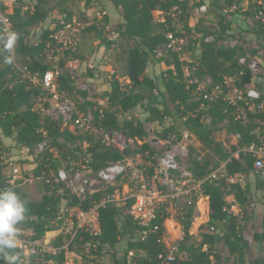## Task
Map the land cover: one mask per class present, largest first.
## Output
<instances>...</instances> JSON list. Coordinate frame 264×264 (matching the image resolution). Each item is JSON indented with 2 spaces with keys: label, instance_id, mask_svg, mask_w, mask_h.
<instances>
[{
  "label": "trees",
  "instance_id": "obj_1",
  "mask_svg": "<svg viewBox=\"0 0 264 264\" xmlns=\"http://www.w3.org/2000/svg\"><path fill=\"white\" fill-rule=\"evenodd\" d=\"M67 1L69 0H13L12 5H8L0 0V10L10 21V30L18 36L13 50H5L6 36L0 22V156L3 158V152L10 148L27 150L31 154L39 143H44L43 149L36 153V165L33 169L34 176L43 175L41 198L29 199L20 188L19 179H13L14 172L4 174L2 165H0V190L12 188L25 202L26 213L22 222L26 228L32 230L31 238L37 240H43L48 231L58 229V217L63 200L66 206L87 210L99 202L104 193H109L114 187H118L112 185L107 191H94L84 197H78L64 184L54 182L53 176L49 175L51 171L55 172L62 163L65 164L62 167L69 168L73 162L82 159L88 160L92 171H97L109 163L122 160L130 152V149L121 151L107 144L97 136L96 132L78 134L65 126L62 128L61 118H53L36 108L38 99L45 95V91L34 83L31 77L38 78L52 67L45 60V51L56 47L53 38L55 27L53 25L41 31L35 42L30 41L31 30L35 25L43 23L55 7H59L60 13L64 14L65 22L72 23V10L67 5ZM92 1L86 0L84 5L88 6ZM108 1L119 10L121 17L116 25L115 37L109 39L108 33L103 30V27L108 28L110 22V17L106 13L103 14V27L99 20L82 24L84 26L80 29L75 50H64L57 62L58 90L67 97H77L78 111H90L96 129L111 133L120 132L126 139L136 144V149H131V152L140 153L145 160L153 163L143 168L146 181L152 180L157 167L158 160L156 162L154 158L157 151L144 141L147 134L144 121L139 117L125 115L133 109H140L138 115L145 114V121L156 122L161 127L159 138L177 141L182 137L184 130L215 155L216 160L210 156L192 158L189 169L194 177L204 179L221 164L224 170L216 178L206 179L201 184L200 196L208 198L209 211L205 223L207 230L201 234L199 241H191L189 233L197 198L193 196L191 203L183 207V213L177 214L183 237L179 242L178 251L171 258H167L169 248L162 239L166 233L164 221L170 216L163 201H160L162 205L154 209V217L149 226L138 224L127 211L132 205V199L126 200L121 206L114 203L101 205L97 209V222L101 228V235L95 238L86 231H80L70 243L69 251L81 252V264H92L88 254L98 253L104 247L122 252L119 258H115V264H264L262 256L248 259V246L241 235L244 227L241 218H247L245 206L251 197V187L248 183L242 185L237 180H229L235 174L246 175L254 179L253 190L261 191L264 195V168L256 170L253 167L255 156L246 153H240L238 159L232 156L238 148L256 141L253 130L257 126H264V112L248 111V119L242 121L235 117L236 105L222 98L211 102L204 100L202 96L193 92L194 86L186 82L180 57L176 52H169L171 58L164 61L166 68L161 69L159 74L150 77L146 73L148 62L159 67L164 60L155 57L156 50L166 42L168 32L180 34L181 30L176 25L179 23L187 37L185 47L192 46L194 58L199 61L195 73L201 76L210 75L213 83L217 84L223 83L224 76L234 75L242 68L244 75L236 85L243 86L249 83L251 73L245 66L242 67L237 63L238 57L245 54V49L238 42L233 46L222 43L224 40L234 38L230 21L222 16L216 27L205 25L203 19H200L199 23H190L189 0ZM261 1L264 5V0ZM200 3L207 4L206 13L211 9L225 16L240 12L253 19L256 23L255 32L261 38L262 55L258 57L260 65L264 67V21L255 18L254 3L247 0L246 7H241L238 0H199L197 5ZM233 5H237V8H231ZM225 8H227L226 12L223 11ZM155 10L161 12L162 20H155L153 15ZM91 32L94 33V38L99 39V43L92 50L89 58L79 51V45L81 34ZM209 36L212 39L205 40ZM116 38L135 42L126 51L127 74L124 78L129 82L124 85L115 74H112L109 78L110 89L100 91L99 98L104 100V105H100L94 94L90 95L88 91L75 87L74 76L67 67V62L78 60L87 81L93 82L96 78L97 65L106 50L115 43ZM252 54L256 55L255 50H252ZM9 56L12 57V62L6 63L5 57ZM89 64L93 67L89 68ZM45 108H48V104H45ZM74 117L75 115L72 116L71 121ZM221 129L228 134L238 135L229 149L215 139V132ZM77 142L78 145L73 149L69 147ZM54 150H58V156L53 153ZM77 152L80 153L79 156ZM123 176H119L116 182ZM227 196H232L235 203H229ZM234 204L240 209V213L231 210ZM154 226L158 227L157 230H153ZM144 228L147 229V233L142 238L140 233ZM23 231L24 229L18 227V232ZM58 238L61 239V234ZM254 240L264 249V216L260 231L254 233ZM219 243L226 248L232 263L222 261L217 251ZM129 251H132L133 255H129ZM181 253L184 255L181 256ZM22 256L21 251L15 247L2 249L0 264H11L13 263L10 261L11 257ZM30 258H41L45 263L53 261V264H62L65 257L62 250L56 255L37 253ZM16 263L17 260L14 264ZM32 264H35L33 260Z\"/></svg>",
  "mask_w": 264,
  "mask_h": 264
},
{
  "label": "built area",
  "instance_id": "obj_2",
  "mask_svg": "<svg viewBox=\"0 0 264 264\" xmlns=\"http://www.w3.org/2000/svg\"><path fill=\"white\" fill-rule=\"evenodd\" d=\"M195 2L199 0H189ZM255 6V18L264 21V5L261 0H250ZM194 4V5H193ZM190 4V15L195 17V20H199L208 11V6L205 3L195 5ZM231 8H237V5H233ZM227 11V8L223 10ZM0 22L3 25V31L5 36L11 28V23L8 18L0 10ZM76 21L73 19L72 23L65 22L63 17L59 18V21L54 24L55 30L53 32V38L55 39L56 47L48 48L45 51V60L52 65L51 68L47 69L42 76H32L31 80L37 83L44 91L45 95L41 96L36 103V108L40 111H44L45 104L48 107L51 106L59 117H61L65 123L72 120L74 117V125L77 129L83 132H96L93 125V116L90 111L79 112L74 107L72 101L57 88V76L59 69L57 62L60 58L61 53L64 50H75L77 42L79 40L80 28L75 25ZM84 26V25H81ZM53 27V26H52ZM180 34H174L168 32L166 34V42L162 44V48L165 52H176L179 54L181 61V68L186 82L194 86V91L198 92L199 96L208 102H211L217 98H222L224 101L236 105V118L242 121L248 119L247 112L262 111L264 112V99H262L263 92L256 86L257 75L261 70L260 58L258 55H262V49L259 45L255 44L248 45L245 49V54L241 55L237 59V63L246 67L251 73L250 82L243 85L237 86L236 82L244 75V70L241 68L237 73L230 76L223 77V83H213V79L210 75H198L195 73L197 70L198 60L196 58H185L186 47H185V32L181 30ZM212 37H206L205 40L209 41ZM238 41L224 40L225 45L233 46ZM252 50H255L256 55L252 54ZM89 68L93 65L89 64ZM72 75L74 68L71 70ZM85 84L80 85L78 88L85 90ZM100 104V103H99ZM100 105H104L100 104ZM203 106V102L201 103ZM58 118V117H57ZM97 130V129H96ZM113 138L110 139V135ZM253 135L256 141H253L247 145L238 148L232 153V156L238 159L240 153L251 154L255 156L253 167L256 170L264 168V126H257L253 130ZM183 137H188L189 134L184 131L182 132ZM238 135H236L237 137ZM121 134L117 132L106 131L104 134V141L107 144H111L119 150H123L122 146L116 144L114 141L116 138H120ZM84 144V143H83ZM44 143H39L36 146V153H39L43 149ZM2 158V156H0ZM223 170V165L221 167ZM131 176V179L139 176L138 190L132 195V205L128 211L132 214L133 218L142 226H149L152 218L154 217L153 202H160L165 199L171 198L177 200L175 209L177 214H182L184 211L185 204H190L192 197L195 196L197 199L200 197L201 184L206 179H213L218 176L217 171H212L204 177V179H197L194 177L189 167L179 163L175 157V153L170 150L166 151L158 159L157 167L154 170L152 180L146 181L143 171H138L133 167L129 166L128 159L124 157L122 160L107 164L105 167L92 171L89 168L88 160L82 159L78 162H73L69 168L58 167L54 173H52L53 181L64 184L73 194L78 197H84L92 192L93 184H103L105 186L115 185L116 180L119 176L127 175ZM139 174V175H138ZM93 176V178H92ZM14 179L17 176L14 174ZM241 174H235L230 177V181L241 179ZM154 179H159V186L154 185ZM153 182V185L150 183ZM153 186V187H152ZM167 189V192L164 190ZM120 190L118 187L106 193L99 202L95 203L92 207L87 210H82L76 207H70L73 220L72 226L69 232L68 240L61 245L54 244L51 240H37L31 238L24 232H18V241L14 246L22 253V257H30L31 255L51 254L56 255L63 250L64 257L69 251V245L80 231H86L93 237L97 238L101 235V228L97 222V209L105 203H114L119 205ZM196 206V204H195ZM196 208V207H195ZM237 206L234 204L231 206V210L235 211ZM236 212V211H235ZM60 215L58 220L60 219ZM165 226V225H164ZM157 226L153 227V230H157ZM147 233V229L144 228L140 236L143 238ZM163 242H165V236H163ZM169 253L167 258H171L174 253L178 251L177 245L168 246ZM129 255H133L132 251H129ZM62 264H68L64 261Z\"/></svg>",
  "mask_w": 264,
  "mask_h": 264
},
{
  "label": "rangeland",
  "instance_id": "obj_3",
  "mask_svg": "<svg viewBox=\"0 0 264 264\" xmlns=\"http://www.w3.org/2000/svg\"><path fill=\"white\" fill-rule=\"evenodd\" d=\"M85 1L86 0L67 1L68 2L67 5L68 6L71 5V8H73L72 17L76 21L75 25L81 29L82 24L86 25L87 23H91L92 21L99 20L100 25L103 27V23H104L103 21L104 11L103 10L105 7L113 8L112 3L108 0H94L92 1V3L88 5V7H86V5L83 4V2ZM5 2L8 3V5H12L13 0H5ZM198 2L199 1H195L193 3L197 5ZM239 2L242 3L241 7L243 6L246 7L247 3L245 0H241ZM193 3L192 1H190L191 5ZM115 12L117 14V11ZM153 15H154L155 20L163 19V16L161 15L160 11H157V10L153 11ZM63 16L64 14L60 13L59 7H55L54 10L51 11V13L49 14L48 18L43 23H39L32 28L31 34H30V41L35 42L37 38L39 37V34L41 33V31L52 27L54 24H56L59 21V18ZM222 16L227 17V19L230 21V27L234 33V38H229L227 39L228 41H234V39H236V41H238V43L242 45L243 49L244 48L247 49L248 45L255 44V43L261 47V38H259L257 36V33L255 32L256 30L255 21L249 17L248 18L242 17L240 15V12L237 13L236 15L233 14L231 16H225L223 15V13L219 11H214L211 9L210 12L205 13L203 16H201L199 20L203 19V23L205 25L209 24V25H213L216 27L218 25L219 18ZM199 20H197L196 23H199L198 22ZM109 21L110 22H109L108 28L103 27V30L106 34L107 33L111 34L113 30L117 29L116 25L119 21V16L116 15L114 18H111V20ZM192 21H196V20H193V16L191 19H189L190 23ZM176 25L179 30H183L181 29V24L177 23ZM93 36H94V33L92 32L81 34L79 51L85 54L86 57H89V58L91 57L90 55H91L92 50L99 43V39L94 38ZM186 40H187V37H186ZM254 40H255V43L253 42ZM120 43H121V38H118L117 40H115L114 45L118 46L120 45ZM134 43L135 42L132 41L130 45L133 46ZM222 43H224V41ZM107 53H105V55H107ZM184 56L187 59L195 57L192 46L191 47L186 46V55ZM155 57L156 58L159 57L164 60L160 63L159 67H157L152 62L147 63L146 73L150 77H154L156 74H159L161 69H165L166 65L164 61L166 59L171 58L170 53L165 52L162 48V45L157 48ZM105 60L107 63L108 61L107 58ZM67 67L71 70L73 68L76 69V71H74L75 74H73L74 76L73 82H74L75 87L78 88L80 85L85 84L86 87L84 89L88 91L90 95L94 94L97 97L96 100L98 101V103L103 104L104 100L99 98L100 91H101L100 86L105 81L109 80V76L108 77L105 76L106 72L108 73V70L106 71L103 68H102L103 70L98 69V77H99L98 79H100L98 81L100 82H96V81L89 82L87 81L85 75L83 74L81 70L82 69L81 64L78 60H71L67 62ZM260 67H261V70H259V74L257 75L256 86H258L259 89L264 93V67L263 66H260ZM114 73L117 74L116 70H114ZM119 80L124 85L128 83V80H126L125 78H120ZM193 92L198 93L195 91ZM69 99L74 104V107L76 108V110H78L77 102H76L77 97L76 98L69 97ZM139 110H135V109L130 110L125 115L127 117H135V118L139 117L141 121H144L145 129L147 131L144 141H146L147 143H149L151 147L156 149L157 153L154 155L156 162L161 157V155H163V153H165L166 151H170V150H172L175 153V157L177 161L179 163H182L186 167L190 166V162L192 158L194 157L202 158V157L210 156L212 159L216 160L215 155H213L209 150L205 149L192 136H188L186 138L182 136L177 141L171 140V139L164 140V139L159 138L158 134L161 131V127L156 122L145 121L144 120L145 114L138 115V113L140 112ZM43 113L49 114L53 118H57V117L61 118L59 117L57 112L54 109H52L51 106L46 108L43 111ZM62 121H63V124L61 126L62 128L63 126H65L69 128L70 130L75 131L78 134L81 133L80 130L75 127L74 121H68L66 123L63 119ZM95 131L98 137H101L102 139H104V134L106 132L105 130L103 129L96 130L95 128ZM182 132H184V130H182ZM117 133L121 134L120 132H117ZM113 135L114 134L110 135V139L113 138ZM214 136H215V139L217 141H220L223 144V146L226 147L227 149H229L230 144L235 143V140H236V136L226 133L224 129L217 130ZM114 142L116 144L121 145L123 149H130V152L126 154L127 155L126 158L128 159V163L130 167H133L134 169L138 171H144L143 168H145V166H151L153 164L150 162V160H145V158H143V156L140 153L131 152L132 151L131 149H136V144L132 140L126 139V137L123 134H121L120 138H116ZM138 143H141V142L138 141ZM75 145H78V142L76 144L69 145V147L73 149ZM53 153L56 156L59 155L58 150H54ZM79 154L80 153L77 152L78 156ZM35 157H36V147L33 149L31 154L30 152L28 153L27 150H21L18 148H10V150H6L3 152V158H1L0 160V165H2L3 167L4 174L8 175L11 172H14L13 174H15L17 171L16 179L17 180L19 179L20 181L19 186L22 189V191L26 194V196L31 200H39L43 194V190L41 186L43 175L34 176V172H33V169L36 165ZM76 160L78 161L77 158ZM64 165L65 164L62 163V164H59L58 167H62ZM222 165L223 164L218 165L216 169H214L213 171H217V174L219 175V173H222L223 171V169L221 168ZM52 173L54 172L51 171L49 175H52ZM139 176L136 175V177L131 179V176L127 174L121 177L116 182L115 185H117L120 190V198H121V201H119L120 206L124 204L126 200H131L132 195H134L137 192ZM237 181H239L242 185H244L245 183H248L252 190L250 200L248 204L245 206V209L247 210V218H244V217L241 218V221L244 226L241 235L243 239L246 241L247 246H248V259L251 260L257 256L264 257V249L261 247V245L257 244L254 240V233L256 231H260L261 221L264 216V195L261 191L253 190L254 179L246 175H242V178L238 179ZM150 185H153V182L150 183ZM154 185L159 186V179H154ZM108 188L109 186H105L100 183L99 184L94 183L92 190L93 191H107ZM164 190L167 192V189H165V187H164ZM227 201L229 203H235L233 201L232 196H227ZM163 202H164V206L166 207V210L170 214L169 218L165 219L164 221V225L166 229L165 243L167 246H172V245L178 246L179 242L182 240V237H183L181 224L177 220L178 212L175 209L176 207L175 205L177 204L176 202H179V201L168 198V199L163 200ZM158 203L159 202H156V203L153 202L154 209H156L157 206L162 205L161 202L159 204ZM60 207H61L60 209L61 218L58 220L59 221L58 229L53 230L54 231L53 233H45L43 237L44 240H51L52 242H55V243H59V242L64 243L68 240L69 232L72 226L71 221L73 220V217L71 215L72 212L68 210L70 207L65 205L64 200L62 201ZM195 207L196 208L192 216V223H191L189 233L191 234V241L197 242L200 240L201 234L207 230V228L205 227V223L208 220V211H209L208 198L205 196H200L197 199ZM235 211L236 212L239 211L240 213V209L238 208ZM18 227H20L21 229H24L23 232L26 233L27 235L32 234V230L30 228H26L23 222H21L18 225ZM59 234H61V239L58 238ZM123 242L124 240H122L121 243ZM217 251L220 254L223 262L232 263V260L228 256L226 248L224 247L222 243H219L217 245ZM121 254L122 252L120 250L114 251V249L112 248L104 247L98 253L91 252L88 254V256L91 259L90 262L92 264H115V258H119ZM180 255L182 256L184 255V253H181ZM81 256H82L81 252L70 250L66 254L64 261H66L68 264H81L82 262ZM32 260L34 261L35 264H53L54 263L53 261L45 263L41 261V258L32 259L30 257H27V258L19 257V260H17L16 264H32Z\"/></svg>",
  "mask_w": 264,
  "mask_h": 264
},
{
  "label": "clouds",
  "instance_id": "obj_4",
  "mask_svg": "<svg viewBox=\"0 0 264 264\" xmlns=\"http://www.w3.org/2000/svg\"><path fill=\"white\" fill-rule=\"evenodd\" d=\"M18 39L14 31L7 33L4 41L5 50L11 51ZM6 63L12 62V57H5ZM25 202L18 193L8 188L0 190V250L12 248L18 241V225L25 219ZM18 257H11L10 261L18 260Z\"/></svg>",
  "mask_w": 264,
  "mask_h": 264
},
{
  "label": "crops",
  "instance_id": "obj_5",
  "mask_svg": "<svg viewBox=\"0 0 264 264\" xmlns=\"http://www.w3.org/2000/svg\"><path fill=\"white\" fill-rule=\"evenodd\" d=\"M4 1V3H6L5 2V0H3ZM94 1V0H93ZM239 1H241V0H238V2ZM246 1V3H247V0H245ZM244 2V1H243ZM92 3V2H91ZM6 4H8V3H6ZM83 4H84V2H83ZM239 4L240 5H242V3L241 2H239ZM113 5V4H112ZM65 6V5H64ZM70 7V9L71 10H73V8H71V5H69ZM86 7H88V6H86ZM103 8V7H102ZM242 9V8H241ZM104 13H106L108 16H110V20H111V18H114L116 15H118L119 16V21H120V14H119V10L113 5V8H110V7H108V8H104ZM115 11H117V14H116V12ZM237 13H235L234 15H236ZM240 15L242 16V17H246L244 14H241L240 13ZM192 17H191V15H190V19H191ZM246 18H248V17H246ZM193 20H195V17H193ZM197 21H192L191 23H196ZM109 35V36H108ZM107 36H108V38L109 39H113L114 37H115V30H113V32L111 33V34H108ZM118 38H116V40H117ZM132 41L131 40H127V39H122L121 38V43H120V45H114V43H112L111 44V48H109V50L107 49L106 50V52L105 53H107V55H105L104 54V56H103V58H102V60H101V62L97 65V71H96V73H95V76H96V78H95V80L93 81V82H100V81H98V80H100V79H98L99 77H98V69H100V70H108V73L106 72V77H108L109 76V78H110V76L112 75V74H115L114 73V70H116V72H117V74H115L116 75V77H118L119 79L120 78H124V75H126L127 74V60H126V51H127V49L129 48V47H132L131 45H130V43H131ZM107 58V63H106V59ZM103 68V69H102ZM73 70V69H72ZM74 71H76V69H74ZM107 74H109V75H107ZM126 80H128V79H126ZM128 82H129V80H128ZM100 88H101V91H105V90H109L110 89V84H109V80H107V81H105L101 86H100ZM54 231H48L47 233H53Z\"/></svg>",
  "mask_w": 264,
  "mask_h": 264
}]
</instances>
